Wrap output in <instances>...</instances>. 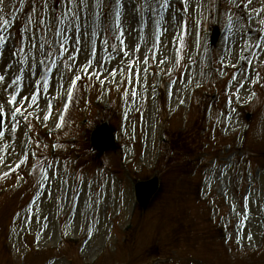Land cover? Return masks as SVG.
Returning <instances> with one entry per match:
<instances>
[{"label":"rangeland","instance_id":"374dc122","mask_svg":"<svg viewBox=\"0 0 264 264\" xmlns=\"http://www.w3.org/2000/svg\"><path fill=\"white\" fill-rule=\"evenodd\" d=\"M186 2L187 11L184 0H171L168 9L163 0H88L75 33L82 51L74 52L70 40L67 52L46 61L45 90L43 70L29 74L28 64L17 61L27 53L33 62L29 38L61 37L37 26L36 20L51 19L38 0L36 13L32 0H0V35L8 38L0 55L6 76L0 105L16 75L22 79L8 92L31 89L37 96L36 105L17 97L27 119L12 120L10 105L2 115L0 264H264V56L244 52L240 59L233 41H243L225 28L227 4ZM249 7L264 8V0ZM116 11L122 29L105 32ZM215 27L221 38L211 47ZM20 40L24 52L9 56ZM76 75L81 79L58 127V109ZM103 122L115 132L118 150L99 154L89 137ZM12 124L16 131H9ZM189 152H198L195 175L184 171ZM45 169L48 180L41 179ZM152 177L160 189L141 209L133 185Z\"/></svg>","mask_w":264,"mask_h":264},{"label":"snow or ice","instance_id":"6c2138e0","mask_svg":"<svg viewBox=\"0 0 264 264\" xmlns=\"http://www.w3.org/2000/svg\"><path fill=\"white\" fill-rule=\"evenodd\" d=\"M39 4L41 5V8L43 11H45L51 19L48 21H45L44 19H38L36 20V24L38 27H41L45 33H51L55 37H61V39L52 41L48 39L47 34L43 36H39L36 38L35 42L31 38H29V44L32 48H35L36 54L33 56V62L28 63V54L26 53L24 55L23 61H17V63H25L28 64L27 71L29 74L32 75H39L40 70H43V75L40 77V79H43L44 81V89L47 90L48 88V82H47V73L51 71V68L48 67L46 61H48L51 57H53L54 53L58 54L61 52H67L68 49L66 45L71 40L74 45V52L80 53L82 51L81 44L82 40L81 37L75 36L76 31L79 30V22H80V13L79 9L81 6L84 8L88 7V0H38ZM121 0H117V4H120ZM185 2V8L184 11H187V2ZM102 0H97V4H101ZM157 3H160V0H157ZM221 3L227 4L229 6L228 9H226L225 15L227 23L225 25V28L227 30V33L230 36H239L240 41H243L242 46H240L239 41H233L234 43H237L238 47H240V59H244L243 56L244 52L249 53L251 57H255L257 59H260L261 56H264V18H261L264 16V8H254L249 7L252 5L253 0H242V2H239V0H221ZM37 0H32V12H37ZM171 5V0H163V3L160 5L164 9H168ZM199 6V5H198ZM148 7L151 8V5H148ZM213 7H215V0H213ZM59 9V11H58ZM154 10V9H153ZM246 13V14H245ZM173 20H175V16H173ZM67 22V27H63L65 23ZM3 23L7 24L8 21H3ZM29 23H32L31 18H29ZM253 24L256 25L255 28H253ZM59 25V26H58ZM113 27L115 30L120 31L122 29V23H121V13L119 11H116L115 16L113 18L112 23L105 26L104 31L110 32L113 31ZM25 31H28L26 28ZM66 31H72L73 36H67L64 33ZM186 25L185 30L179 33L180 43L181 47H183V37L186 35ZM243 34V35H241ZM92 36H95L96 33L93 31L91 33ZM121 35H123V32L121 31ZM117 39H120L119 36L116 37ZM224 40H228V37H223ZM8 43V38H6L4 35H0V55H3V46ZM55 43V47H53V44ZM124 41L121 40V44H123ZM253 48L261 49V52L258 54L254 51H252ZM14 49V50H13ZM120 51V49H117ZM24 52L23 47V40L20 41H13L11 47L7 49V54L9 56H17L20 53ZM123 55H128L127 51H124L122 53ZM44 57V59H39V57ZM69 59H74L73 56L69 55ZM251 60H248V63L251 64ZM163 63V61H161ZM53 66H56V61L52 60ZM11 67V65H8ZM92 66V61L89 60L87 62V68H82V71L87 74L88 68ZM100 67H103V65H99ZM235 67V65H233ZM107 70V69H106ZM19 72H23L24 69H18ZM71 71V69H70ZM109 71V75H111L113 78L116 76V69L107 70ZM0 72H3V68L0 67ZM259 75V73H257ZM10 79V77H9ZM22 77L20 75H16L15 79L11 80V83L7 85L3 89V92L7 93V96L9 97L5 105H0V115L4 114V108L6 105H10L11 107L8 109V111L11 114V119L14 121H18V117H22L23 119H27V116L24 115V113L27 111V109L24 107V105L21 103V100H31V105L37 104V96L32 94L31 89L28 91V95H23L22 93L13 90L11 92H8V88L11 87V85L16 84L17 81H20ZM40 79H37L35 81L36 84L40 83ZM81 79L80 75H76L75 79L71 81L70 89H69V100L72 98V90L76 87V82ZM97 79H99V74H97ZM6 76L0 75V83L5 82ZM233 80H236V77H233ZM258 80H253V83H258ZM244 84L240 83L237 90L236 95L237 99H239V89L243 88ZM254 94V93H253ZM20 96L21 100H18L17 97ZM51 106L49 105V112L48 114L43 116L44 121H48L51 118ZM67 110V104L65 105V111ZM234 110V109H233ZM230 118V117H229ZM63 123V115L59 118L58 127L61 126ZM17 125L12 124L10 125L9 131H16ZM0 138H6V133L3 130H0ZM35 154V153H33ZM27 161V157L24 158V160L21 163H24ZM0 163H3V160L0 159ZM20 165L17 164L16 167L18 168ZM49 168L53 167L51 164L48 165ZM14 170V169H13ZM7 175V173H6ZM42 180H48L49 174L47 169L44 170L42 173ZM64 183H67L64 181ZM247 199V198H246ZM249 240H251V236L248 237Z\"/></svg>","mask_w":264,"mask_h":264},{"label":"water","instance_id":"95a60500","mask_svg":"<svg viewBox=\"0 0 264 264\" xmlns=\"http://www.w3.org/2000/svg\"><path fill=\"white\" fill-rule=\"evenodd\" d=\"M218 38V31L214 30L211 42L214 44ZM2 117L0 115V130H1ZM92 147L100 152L116 149L115 137L113 132L107 126L103 124L94 130L90 137ZM158 188V179L153 178L146 182H139L135 186L136 198L139 205L145 208Z\"/></svg>","mask_w":264,"mask_h":264}]
</instances>
